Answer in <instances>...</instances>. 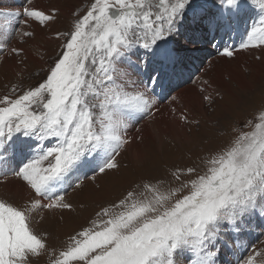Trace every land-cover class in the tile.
<instances>
[{"label":"snow or ice","instance_id":"6c2138e0","mask_svg":"<svg viewBox=\"0 0 264 264\" xmlns=\"http://www.w3.org/2000/svg\"><path fill=\"white\" fill-rule=\"evenodd\" d=\"M191 3L93 0L83 15L73 13L76 19L67 32L55 34L64 37V43L46 77L34 87L13 85L9 94L0 97V149L18 147L12 175L33 194L22 204L0 198V264H30L50 251L47 234L33 227V214L42 209H71L62 193L75 173L85 168L99 173L119 168L116 158L132 141L129 130L153 117L155 108L147 87L141 89L131 81L120 65L137 47L149 58L159 55ZM254 3L262 13L260 26L253 27L242 48L264 45V0ZM220 7L230 20L242 3L220 0ZM57 11L24 8L23 23L47 27L56 20ZM211 22L223 26L225 12ZM5 23L11 21L6 18ZM18 35L23 39L34 32ZM7 47L0 43V49ZM10 51L23 53L16 47ZM224 55L234 53L227 50ZM141 62L149 65L138 57L133 65L137 72ZM152 71L156 69L146 74L155 82ZM203 99L213 102L211 94ZM178 118L189 123L185 111ZM244 128L210 155L202 173L188 168L194 177L181 181L182 170H177L173 175L181 181L179 186L165 189L160 182L145 184L150 196L130 190L101 208L92 226L69 237L52 264H179L186 254H190L189 264H215L213 249L222 230L239 229L248 215L258 207L264 209V108ZM242 264H264V249H253Z\"/></svg>","mask_w":264,"mask_h":264},{"label":"rangeland","instance_id":"374dc122","mask_svg":"<svg viewBox=\"0 0 264 264\" xmlns=\"http://www.w3.org/2000/svg\"><path fill=\"white\" fill-rule=\"evenodd\" d=\"M217 1L192 0L191 7L186 10L185 18L182 25L178 27V31L182 29L183 25H186L187 18L190 22L192 13L206 10L202 16H210L213 13L212 8H216ZM92 2L93 0H25L26 5H18L14 0H0V13L4 14L0 15V43L8 45L7 48H2L0 54V97L9 94L13 85H19L21 89L34 87L46 77L49 67L58 58L64 43V37L57 38L55 34L67 32L76 19L73 13L79 12L83 15ZM38 5L58 9L55 13L56 20L47 27H43L31 21L27 25L24 24L23 21L25 18L27 19L25 17L19 23L14 22L15 30L12 31L13 16H9L8 13L23 12L24 8ZM6 18L11 21L10 25L5 23ZM194 20L196 22V19ZM28 25H31L32 30L25 27ZM205 25L204 21L196 25V29L203 36H205L203 31ZM259 26L260 24L256 25V27ZM212 27L214 28L213 24ZM211 30L214 33V29ZM26 31L34 32V35L21 39L18 34ZM178 31L168 41L175 42L179 49L187 53L185 56L193 54L189 49L195 50L197 44L192 41L197 36H193L192 41H183V37L179 36ZM238 33L240 32L238 31ZM196 40L201 41L199 37ZM12 47L23 49V53L20 55L12 53L10 51ZM260 48H264V45H261ZM252 51L253 48L236 52L232 57H228L221 54L216 47L212 48L211 59L200 57L203 61L198 74L199 78L192 79L189 84L178 88L168 104L159 106L158 111L155 109L153 117L145 119L143 123L141 120L137 123L138 127L135 124L129 130L132 137L131 143L136 141L137 146H140L144 153L140 159L133 158L129 148L124 147L120 157L116 158L119 164L118 169L106 170L100 175H98L99 172L94 175L91 173L78 175L82 182H79L78 186L76 184L64 196L65 202L72 205L71 209H42L38 213H34L33 227L38 233L47 234L45 239L48 241L50 251L33 258L30 264H52L59 251L69 244V237L74 236L78 230L91 227L93 221L98 219L96 213L101 208L122 199L128 191H135L138 194L144 192L146 196H150L151 194L147 193L144 188L145 184L160 182L161 187L165 189L177 187L182 180L194 177L195 174L187 173L188 168H196L197 173H202L206 169V160L238 135L237 129L247 130L244 128L245 122L252 119L258 110L264 108V72L258 74L259 70L255 61L263 64L264 62L260 56L254 58ZM120 67L122 71H128L125 64H121ZM229 86L234 93H238L239 98L227 92ZM202 88L205 91H201ZM208 94L213 96L211 103L203 99ZM179 102L181 103L179 104ZM173 109L176 111L173 112ZM181 111L186 112L189 123L179 121L178 117ZM193 121H199V123ZM146 122L148 123L144 125ZM147 125L150 128L156 126L154 128L159 130L162 140L157 136L152 138L148 135ZM171 131H177L178 134L186 131L190 139L185 141L183 138V140L177 141L167 138L166 135L170 136ZM18 160L19 149L17 146H9L7 151L0 149V198L22 204L28 202L33 194L20 178L8 175V168L13 163L17 164ZM177 170H182L181 181L174 178L173 174L177 173ZM77 173L70 178L72 183L65 188L73 184ZM92 176L95 178L91 179ZM5 183L9 189L3 188ZM18 188H20V192ZM99 219H104V217L101 216ZM261 219H264V209L258 207L255 212L243 220L239 229L226 227L229 230L228 236L221 235V238L229 241L230 231L246 234L252 224ZM258 240H260L259 243L254 246L253 243L248 248L243 259L253 249H264V230L261 231ZM52 249H55L54 253L51 251ZM223 250V246L220 250L217 247L213 249L217 252L213 258L216 263H227V260H221ZM181 261L183 262L179 264L189 263L186 260Z\"/></svg>","mask_w":264,"mask_h":264},{"label":"bare ground","instance_id":"6f19581e","mask_svg":"<svg viewBox=\"0 0 264 264\" xmlns=\"http://www.w3.org/2000/svg\"><path fill=\"white\" fill-rule=\"evenodd\" d=\"M36 1V0H35ZM42 4V3H41ZM37 5V4H36ZM40 5V4H39ZM38 5V6H39ZM39 7H41V8H43V9H46V10H48V11H51L52 9H50V8H48V7H44V6H39ZM22 9V8H21ZM20 9V10H21ZM61 13H62V11H61ZM62 14H64V13H62ZM26 19V18H25ZM37 26V25H36ZM252 31V30H251ZM40 39V38H39ZM253 48V51H252V55L254 56V58L255 57H257V56H260V58L263 60V62H264V48H260V47H252ZM235 54V53H234ZM59 57V56H58ZM256 62V64H257V68H258V70H259V72H258V70H257V72H258V74L259 73H261V72H264V64L263 63H259L258 61H255ZM252 65H253V63H252ZM254 66V65H253ZM255 67H256V65H255ZM255 73V72H254ZM263 77V76H262ZM262 81V80H261ZM257 82V81H256ZM228 90H227V92L229 93V94H231V95H233V96H236V98H239V95H238V93H234L233 92V90H232V88L229 86L228 88H227ZM238 95V96H237ZM239 100H241V99H239ZM179 121H181V120H179ZM145 122V121H144ZM182 122V121H181ZM148 122H146V123H144V125H146ZM154 127H156V126H153V127H149L148 125H147V128H148V130H147V134L148 135H150L152 138H153V136L155 137V136H157L158 138H160L161 140H162V138H161V134L159 133V130H157V128H154ZM135 134V133H134ZM169 134H171L170 136H168V135H166L167 136V138L169 137V138H173L174 140L176 139L177 141L178 140H183V138H184V140L186 141V140H189L190 138L188 137V135H187V133H186V131H183V133L182 134H178L177 133V131H171ZM131 135V134H130ZM147 137V136H146ZM151 137H150V139H151ZM149 138V137H148ZM181 143V142H180ZM137 142L136 141H134L133 143H131L130 142V144L128 145V147H126V148H129V150L131 151V153H132V155H133V158H137V159H140L142 156H143V152L141 151V148H140V146H137ZM156 146V145H155ZM126 150V149H125ZM128 150V151H129ZM130 154V153H129ZM131 154H130V156H132ZM3 188H6V189H9V187H8V185H6V183H5V185L3 186ZM0 189H1V183H0ZM21 189H22V187H21ZM18 191L20 192L21 190H20V188H18Z\"/></svg>","mask_w":264,"mask_h":264}]
</instances>
